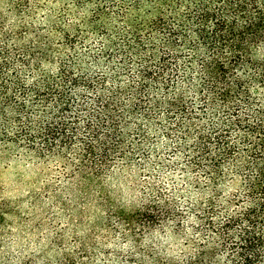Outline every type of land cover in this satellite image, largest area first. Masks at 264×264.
Listing matches in <instances>:
<instances>
[{
  "label": "trees",
  "instance_id": "obj_1",
  "mask_svg": "<svg viewBox=\"0 0 264 264\" xmlns=\"http://www.w3.org/2000/svg\"><path fill=\"white\" fill-rule=\"evenodd\" d=\"M71 2L95 5L84 31L0 22V137L97 181L169 167L200 233L186 264H264V0Z\"/></svg>",
  "mask_w": 264,
  "mask_h": 264
},
{
  "label": "rangeland",
  "instance_id": "obj_2",
  "mask_svg": "<svg viewBox=\"0 0 264 264\" xmlns=\"http://www.w3.org/2000/svg\"><path fill=\"white\" fill-rule=\"evenodd\" d=\"M9 1L0 0V22L8 28H44L62 13L69 31L78 26L84 31L95 14L92 3L29 0L22 16ZM118 23L112 14L96 25L110 33ZM92 41L89 35L87 43ZM9 137H0V264H186L194 259L198 246L192 243L200 241L195 214L193 223L174 217L187 199L194 200L185 193L182 176L169 167L146 175L136 168H111L97 181L61 157ZM215 262L220 264V252Z\"/></svg>",
  "mask_w": 264,
  "mask_h": 264
}]
</instances>
